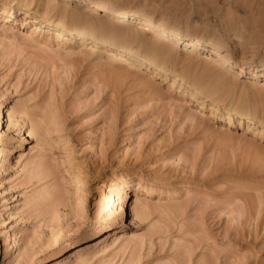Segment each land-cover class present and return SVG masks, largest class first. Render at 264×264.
<instances>
[{
    "label": "rangeland",
    "instance_id": "obj_1",
    "mask_svg": "<svg viewBox=\"0 0 264 264\" xmlns=\"http://www.w3.org/2000/svg\"><path fill=\"white\" fill-rule=\"evenodd\" d=\"M101 1L219 43L247 69L264 66V0ZM3 4L29 11L7 19ZM88 8L0 0V264H264V78L205 76L207 54L163 34L171 57L161 67L185 76L172 84L102 46L34 29L88 18L98 36L122 26L143 39L130 17ZM118 66L129 76L117 78ZM223 107L257 122L227 123ZM7 109L20 118L8 124ZM30 121L41 130L27 132ZM120 187L137 200L97 246ZM71 250L78 255L64 262Z\"/></svg>",
    "mask_w": 264,
    "mask_h": 264
},
{
    "label": "bare ground",
    "instance_id": "obj_2",
    "mask_svg": "<svg viewBox=\"0 0 264 264\" xmlns=\"http://www.w3.org/2000/svg\"><path fill=\"white\" fill-rule=\"evenodd\" d=\"M80 2L86 4L91 11H98V10H103L104 14L112 15L115 17H124L128 16L130 17L135 24H132L133 26H139V29L141 31V34L144 36L141 41H137V37L132 32L130 29L122 26L118 27H109V33H111V36L105 35V37L98 36L97 30L94 28L97 23L93 22L90 19H86L83 23L85 26H76L72 24H67L61 21L53 22V21H48V20H39L34 26V29H38L39 25H42L46 29H53L56 34L59 37H63L64 35H69L72 38H77L78 40L85 41V42H90L94 43L96 45L102 46L103 51H110L113 57V61L115 62H129L128 65L133 66V68L137 67L136 69H150L152 68L150 73H159L161 71V76L164 78H170L172 81L171 83L174 84L175 81L178 82H183L184 77L181 74H172L168 75V73L161 67L162 63L165 61V59L170 58L171 54V48L168 47L166 38L163 34L166 36H169L170 38L174 39L176 42H180L183 44L185 47L186 52H198L201 50L200 53H205L207 54V65L204 63L202 65V68L205 69L203 70L205 76H209L210 78L214 77L217 80V77H220L224 75V73L234 71L236 75L238 74H243L247 75L248 79H260L264 78V66L260 67L259 69L253 70V69H247L246 66L243 64H238L229 58L225 57L224 54H222L220 50H222V46L219 43H204L200 39H198L195 36H189L186 34L181 33L180 31L173 29L166 24L156 22L149 18L148 16L144 14H138L135 12H131L129 10H125L123 8L114 6L108 2H103L101 0H79ZM88 8V9H89ZM2 11L5 12V18L10 19L14 12L17 11H22L25 15L28 14L29 7H18V6H9L7 4H3L1 7ZM76 18H79L78 16H75ZM120 19V18H119ZM22 22H24V19L22 18ZM146 37V38H145ZM147 37H152L155 40H162L164 39L163 42H150ZM116 39H122L123 42L117 41ZM137 47L131 46L132 43H135ZM187 47V48H186ZM157 51H161V60H157L155 56H153V53ZM102 52V51H100ZM170 61V60H169ZM152 65V66H151ZM218 66L219 70L221 72H218L216 74H211L209 75L207 71H210L208 67L206 66ZM143 66V67H142ZM128 66L122 67L118 66L116 67L117 73L116 77L117 78H124L125 76H129L128 73H131V68L128 69ZM133 71V70H132ZM115 72V71H114ZM220 74V75H218ZM149 75V74H148ZM151 75V74H150ZM115 76V75H114ZM150 77L152 76H147V83L150 84L152 81L150 80ZM127 78V77H126ZM120 79V80H121ZM193 93L200 95L202 92L199 90V88L196 86L193 89ZM222 109L225 110V119L227 123H230L232 121L233 116H235L236 119L238 120H247L251 124V122L254 123L257 122V120H253L252 117H243L242 112H239L236 115H233L231 108L228 107H223ZM218 108L215 107L213 111H217ZM6 120L8 121V124H11L16 120V118H20L21 115H18L15 112H11L10 110L4 111ZM3 119V114L2 110L0 109V122ZM39 123V122H38ZM36 121H30V127L29 131L27 132H38L40 128V123L38 124ZM249 126V125H248ZM248 130V127L246 128ZM261 155V154H260ZM264 155V154H263ZM263 161H264V157ZM261 159V158H260ZM262 160V159H261ZM178 190L180 191L182 186H177ZM107 204L110 203V208L111 210L110 213L106 215L105 222V231H108L111 226L115 223H117L119 220H121L122 216L126 215V209L130 208L131 205L133 204V201L136 202V195H135V189H132V193L130 196L126 194V190L124 191L121 187L117 189L115 193V198L114 195L109 198ZM112 199V202H111ZM114 199V200H113ZM131 200V201H130ZM115 201V204H114ZM146 210V207L144 205H141L139 207L138 213H144ZM114 226V225H113ZM106 233V232H105ZM88 234L86 232L84 235ZM112 234L108 231L103 236H100L97 240V246H102V245H107L110 237ZM79 238H75L74 240L71 241V246L72 249H74V245L79 241ZM78 255V252L75 250H71L67 253V255L64 258V262H70L73 258ZM55 264V263H54Z\"/></svg>",
    "mask_w": 264,
    "mask_h": 264
}]
</instances>
